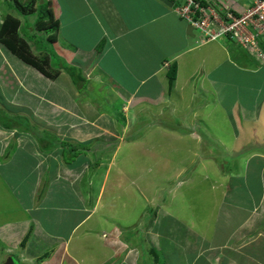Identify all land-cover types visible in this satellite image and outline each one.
Here are the masks:
<instances>
[{"label":"crops","instance_id":"0c3cea01","mask_svg":"<svg viewBox=\"0 0 264 264\" xmlns=\"http://www.w3.org/2000/svg\"><path fill=\"white\" fill-rule=\"evenodd\" d=\"M83 1L87 4V15L85 16H92L89 20L90 23L98 26L89 32L95 34L93 37V46L96 48L94 54L100 58L99 61L90 62L88 67L86 66L84 79L86 82L99 79L100 85L108 84L109 88L106 91L113 101H120V105L123 101L126 102L125 106L126 109L128 107L129 113H119L117 116H120V120L123 117L125 122L131 110L134 113H139L142 110L151 111L156 108L159 110L165 106L164 110L169 108L168 110L173 112L175 107L177 108L176 105H173V96H181L183 90H188L187 87L192 82L190 98H186L188 100H185L184 103L188 105L185 107L187 110L182 104V112L178 113L186 125L179 123L178 126L179 128L184 127L185 131H188L189 123H192L196 125V128H193L194 131L184 134L166 132L165 138L164 135L162 136L163 145H165L164 139L179 140L182 146H186L183 143L189 140L195 142L196 151H204L200 149V146L203 139L208 138H204L207 136L203 134L205 129L199 127L204 125L208 128L213 125V116L219 113L221 114L220 118H223L222 122L227 123L225 129L219 128V135L222 136L221 141H224L222 147L228 153L232 152L230 146H232L234 137L242 135L243 145L237 140L239 142L237 148L251 142L250 145L244 146V151H240L244 153L245 157L251 156L250 161L253 164L250 165V173L243 175L238 182L237 180L233 181L230 187L233 191L229 194L232 200L225 198L221 202V210L226 207L225 205H232L234 215L232 216L236 220L234 221L235 227L227 235H224L222 230L218 231V228L214 230V217L209 224L200 223L198 218L194 220V216L188 218V215L192 214L190 208L193 209V204L191 206V203L197 201L198 198L194 200L193 197L192 200L188 199L190 197L187 198L186 195L181 196L184 202L179 206H187L189 209L185 208L186 213H180L175 208L174 202L170 203L168 195H165L166 199L163 198L162 202L175 208L173 213L185 221L177 220L174 214L166 215L162 220H159L160 212L158 211L152 220L161 222L159 231L147 230L146 236H141L140 239L138 231L131 229V223L135 224L134 220L136 219V217H132L134 214L132 208L120 211L111 208L117 206L118 195L117 192L108 193L107 189L110 190L112 184H114L113 189L117 188V191L121 189L118 181L115 180L113 183V170L116 168H106L108 173L102 176V170L99 168L98 171L90 170L92 163L89 165L84 163L82 168L87 170H80L79 167H72L73 161H68L67 165L60 163L58 168H52L55 174L50 173L48 176V185L45 186L47 189L46 203L48 200L54 205L44 213V220H38L32 216L35 209L33 207L28 209V201L27 203L21 202V199L18 198L20 194L6 182L8 188L12 187V194L15 199H19V202H13L12 205L6 206L4 204L3 209H8L9 215L19 214V216L16 220H7L2 224V235L3 230L5 231L10 222L15 224L21 220L31 221L26 234L23 233L25 234L23 237H25L30 232L29 237H26L29 238L28 257L22 256V259L27 262H23L24 264L31 262V248H33L34 256L37 257L34 260L38 264H153L150 262L151 259L157 260L156 264H210L208 261L210 249L213 251L212 253H215L214 251L219 250L221 247L218 246L223 243L230 244L235 251L233 255L223 253V259L219 264H264V61L257 59L248 50L229 38L200 43L198 31L176 11V8L185 4V0ZM204 1L222 3L227 8L231 7L230 9L236 14H240L253 0ZM61 25L60 21V27ZM91 50L93 51L92 48L81 50L77 46L74 48V52H78V57L83 59V64L87 62V58L89 60ZM6 64L4 63L2 69L8 67ZM173 66L176 67V76L171 86L169 74ZM116 67L121 76L115 75ZM104 68L107 69L109 76L105 73ZM111 71L112 73H110ZM104 73L107 75L106 78H104ZM13 76L17 79L15 72H13ZM127 77L128 79H125ZM82 79L81 77L78 79L77 86L72 82V87L76 86L78 89L79 85L83 86ZM150 82L156 83V87L160 90L168 88V99H165V102H160L162 106L153 103L149 99L151 98L149 92L144 91V87ZM197 97L201 98L202 102L199 107H191L189 103ZM180 98L184 99V97ZM207 105H211L209 112L206 109ZM94 106L96 107L95 104H93V108ZM197 110L212 113V115L203 119ZM68 112L70 113V111ZM172 112L169 113L170 116H177V113ZM103 113L105 112H101L100 115ZM115 113L117 114V112ZM135 119L133 117V120ZM84 120L92 127L86 131L81 128L82 133H76L79 136H69L71 140L92 144L99 141L113 144L117 141L118 136L111 128L113 125L109 128L101 127L94 123V120ZM164 125L166 126L165 123ZM8 133L13 134L11 131ZM35 145L37 147V144ZM36 147L34 150L38 151L39 147ZM118 151L120 149L116 146L112 153L113 158L117 153H120ZM48 153V156H53L52 151ZM101 153L103 154V152ZM33 156L38 159L39 163H44L43 152L41 154L35 152ZM243 160L245 161V159ZM48 167L50 168V166ZM251 175L253 178L250 179ZM36 182L33 184L35 187L42 181L37 180ZM54 183L61 189H55ZM220 184H217V190L220 189ZM64 185H70V187L65 189ZM82 186H86V188H82ZM101 186H104V191L100 190ZM93 187L97 190L94 191L93 197H90L87 189H93ZM207 193H211L209 197L212 198V188ZM221 193H223L221 190L217 193L216 199L219 201H221ZM27 197L31 201L30 205H33L32 199L35 195L27 194ZM90 201L92 203H89ZM34 202L38 203L39 201ZM127 202L125 204L128 205ZM216 202L215 204H218ZM162 208L165 207L162 206ZM152 209L158 210V207L155 206ZM128 210L131 211L129 216ZM57 212L59 213L57 214ZM25 214H28L27 217ZM41 222L45 223L42 231L40 230ZM10 226L12 225L10 224ZM56 226L60 228L58 231L54 228ZM16 231L18 230L11 234L12 239L19 236L16 235ZM151 231L157 233V236L152 237ZM6 233L3 235V242L6 245L0 248V264L9 256L15 259L14 252L3 250L12 247L9 243L11 235ZM247 233L253 234L247 236ZM36 237L49 239L48 243L52 245L51 249L44 254L37 253L38 251L34 250L38 243ZM162 238L166 239V241L163 239V242L166 243L164 246L171 250L166 256L161 255ZM22 239L20 238V240ZM173 239H180V245L176 246ZM17 241L15 240V242ZM212 242L215 245H212ZM46 254L48 256L41 259ZM235 257L236 259H234Z\"/></svg>","mask_w":264,"mask_h":264},{"label":"rangeland","instance_id":"374dc122","mask_svg":"<svg viewBox=\"0 0 264 264\" xmlns=\"http://www.w3.org/2000/svg\"><path fill=\"white\" fill-rule=\"evenodd\" d=\"M23 2L28 3L29 0H23ZM48 3L54 16H52L53 19L50 18V20L44 22L43 26L48 28V31H46L41 30L43 26L40 28L39 25L34 23L42 15L43 1L36 0L32 12L27 15H19L11 0H0V21L9 13L12 15L17 13L22 23L20 35L26 41H29L33 53L37 56L49 55L50 66L54 70H60V74L55 80L47 78L32 66L13 56L0 44V248L6 245L3 242V235L7 231L9 233L6 234L11 235L15 230H18L16 235L18 234L19 236H15L12 239L13 236L11 235L9 243L12 247L3 250L14 252L15 260L19 264L27 263L22 259V256L24 258L28 257L30 248L28 246L29 238L27 239L26 237L30 232L25 237L23 236L26 234L25 232L28 230L27 227L31 221L29 223L25 222L26 220H21L15 224L10 222L9 226H6L5 231L3 230L2 235V224L7 220H16L19 216V214L15 216L9 215L8 209L5 208L4 210L3 205H12L13 202L18 203L19 199H21V202L27 203L28 201V209L31 207L35 209L34 214L32 213L31 215L38 220H44V213L49 207L52 208L54 205L48 200L46 203L45 194L47 189L45 186L48 185V176L50 173L55 174L52 168H58L60 163L67 165L69 160L73 161L72 167H79L80 170H87L82 168L84 163L88 165L92 163L90 170L98 171L99 168L102 170V176L107 175L108 169L106 168H116V170H113V183H115V180L118 181L121 189L118 191L117 188L113 189L114 184L111 185L110 190L107 189L108 193L117 192L118 195L117 206H112L111 208L119 211L132 208V212H134L132 217L134 216L136 219L132 218L135 224L131 223V229L138 231L140 239L141 236H146L147 230L159 231L161 222L155 219L152 220L158 211L160 212L158 214L159 220H162L166 215L174 214L177 220L184 222V219L178 218L176 213L173 212H175V208L180 213H186L185 208L189 209L187 206H179L184 202L181 196L185 195L187 198L190 197L188 199L194 197L195 200V198H198L197 201L191 203V206L193 204V209L190 208L192 214L188 215V218L194 216V220L198 218L200 223L209 224L214 217V230L218 228V231L222 230L223 234L227 235L235 227L236 223L234 221L236 220L233 217L232 205H225L226 207L221 210V202L225 198L230 199L229 194L233 191L230 188L232 182L235 180L238 182L243 175L250 173L249 168L253 164L250 161L251 156L245 157L243 156L244 153L240 151L243 150L244 146L250 145L251 142H247L246 145L237 148L239 142L243 145L242 135L231 138L233 140L232 146H230L232 152L228 153L222 147L224 141H221L222 136L219 135V128L225 129L227 123L225 121L222 122L223 118H220L221 114L219 113L213 116V125L208 126V128L204 125L199 127L205 129L203 134L207 136H204V138H208L203 139L200 146V149L204 151H196L195 142L189 140L183 143L186 146H182L179 140L164 139L165 145H163L162 136L164 135L165 138L166 132L184 134L190 133L194 131L193 128H196V125L192 123H189L191 130L187 127L188 131H185L184 127L179 128L178 126L179 123L186 125L179 114L182 112V104L184 108L188 106L184 103L185 100L190 98L192 82L187 87L188 90H183L181 96H173V105L177 106L173 112H175L174 114L177 113V116H170L169 113L172 111L170 112L169 108L164 110L165 106H163L159 110L158 108L151 111L142 110L139 113H134L131 110L125 122L123 117L120 120V116H117L119 113H129L128 107L126 109L125 106L127 105L126 102L123 101L120 105V101H113L106 91L109 88L108 84L100 85L99 79L88 82L84 79L86 66L90 62L100 60L99 56L94 54L96 48L93 46V37H95V34L89 32V30H95L98 26L90 23L89 20L92 16H85L87 15V4L83 0H69V2L68 0H48ZM57 19L61 21L62 25L58 28V31L52 32L50 26L59 24ZM75 46L81 50L93 49L89 60L87 58L85 64H83V59L78 57V52H74ZM4 63H7L6 65L8 66L6 69H2ZM49 69L51 70L50 67ZM104 71L108 75L106 68H104ZM117 71L118 68L116 67L114 73ZM13 72H15L17 79L13 76ZM105 73L104 78L107 76ZM115 75L121 76L119 72ZM80 77L83 78L84 82L82 81L83 86L79 85L77 89L76 86ZM125 79H128V77ZM72 82L73 85L76 84L75 87H72ZM155 84L153 82L148 83L144 87V91L149 92L151 97L149 99L153 103L155 102L162 106L160 102H165V99H168V88L160 90ZM180 97H184V99ZM179 101L181 102L178 103ZM201 102V98L197 97L196 99L193 98L189 105L191 107H199ZM93 104L96 107L94 106L93 108ZM206 109L209 112L211 105H207ZM197 111L203 119L208 117V115H212V113L201 110ZM101 112L105 113L100 115ZM136 115L138 116L136 117ZM133 117L136 118V121L133 120ZM84 119L94 120V123L101 127L109 128L113 125L111 128L118 136L116 141L118 143L110 144L109 142L99 141L92 144L68 139L71 135L79 136L76 133H82L81 128L86 131L92 127ZM5 124L12 125V128L6 129ZM237 126L239 127V125ZM8 131L13 134L8 133ZM46 134H48V137H45ZM50 136H55L56 138L58 136V140H68L70 144L53 150L50 145L54 143V137L50 139ZM35 144H37V147H39V144L45 145L44 148L47 147V153L52 151L53 156H48L46 152H43L44 163H39L38 159L32 158L35 152L42 153L41 150H34ZM116 146L119 147L120 151L118 152L120 153H117L115 158H113L112 153ZM70 155L72 156L70 157ZM251 177L253 178L252 175L249 176L250 179ZM37 180L42 182L35 187L33 184L37 183ZM6 182L20 194L19 199H15L11 191L12 187L8 188ZM86 182L88 183V180ZM87 183L85 184L87 185ZM219 183H221L219 190L223 192L220 196L221 201L216 199L219 191L217 190V184ZM69 187L70 185H64L65 189ZM83 187L86 188V186ZM54 188L61 189L55 183ZM211 188L212 198L209 197L211 193H207ZM37 190L38 193H36ZM95 190L97 189L94 187L93 189H87L89 195H91L90 197H93ZM100 190L104 191V186H101ZM27 194H30V196L35 195L32 199L33 205H30L31 201L28 200ZM165 195H168L170 203L174 202L175 208L167 205L168 203L166 202H162L163 198L166 199ZM34 201L39 202L35 203ZM125 202L129 204L127 205ZM215 202L218 204H215ZM89 203L92 202L90 201ZM155 206L158 207V210L152 209ZM162 206L165 208L163 209ZM230 207L231 209H229ZM130 212H128V216ZM167 212L169 213L167 214ZM27 215L25 214V217ZM218 215L220 216L218 217ZM40 224L42 226L40 230L42 231L45 223L41 222ZM188 227L193 230L191 226L188 225ZM32 228L33 225L31 226ZM54 228L57 231L60 229L57 226ZM151 233L152 237L157 236V233L152 231ZM249 234L253 233H247V236ZM20 238L23 239L20 240ZM14 239L18 241L15 242ZM36 239L38 243L34 250L38 251L37 253L44 254L51 249L52 245L48 243L49 239L45 240L39 237H36ZM163 239L166 241L165 238L161 240L163 247L161 255L164 254L166 256L171 250L164 246L166 243L163 242ZM145 240L147 241L146 237ZM173 240L176 246L180 245V239ZM212 245H215L214 242H212ZM218 247L221 248L214 251L215 253H212L211 249L208 253L210 264H219L223 259V253L234 254L235 249H232L228 243H223V245ZM36 258L33 248H31V262L28 263L38 264L34 260ZM150 262L153 264L158 263L157 260L154 261L153 259Z\"/></svg>","mask_w":264,"mask_h":264},{"label":"built area","instance_id":"2783aa9c","mask_svg":"<svg viewBox=\"0 0 264 264\" xmlns=\"http://www.w3.org/2000/svg\"><path fill=\"white\" fill-rule=\"evenodd\" d=\"M200 34L203 43L229 38L264 61V0H253L236 14L222 3L185 0L176 9Z\"/></svg>","mask_w":264,"mask_h":264},{"label":"trees","instance_id":"16d2710c","mask_svg":"<svg viewBox=\"0 0 264 264\" xmlns=\"http://www.w3.org/2000/svg\"><path fill=\"white\" fill-rule=\"evenodd\" d=\"M8 1V0H7ZM13 3V7L16 8L18 11L19 15H27L30 12H32V8L35 4L36 0H29L28 3L23 2V0H11ZM43 1V6L41 8V16L35 20V25H39L40 28L44 25V22L47 20H50L52 16H54L53 11L49 8V3L48 0H40ZM204 4H207L206 1L202 0ZM10 4V2H9ZM11 5V4H10ZM53 14V15H52ZM20 16L15 13L14 15L12 14H7L4 16L3 20L1 19L0 21V44L5 47L9 53H11L13 56L17 57L27 65L32 66L35 68L38 72H40L42 75H44L47 78H50L52 80H55L59 74L60 70H54L50 66V57L49 55H40L37 56L36 54L33 53L31 46L29 44V41H26L24 37L20 35V28H21V20ZM53 19V18H52ZM57 25H52L50 26L51 31H58V28L60 27V21L57 19ZM41 30H46L48 31V28L43 26ZM102 47V45H101ZM100 47V48H101ZM99 48V50H100ZM51 68V70L49 69ZM170 84L172 86L173 80L175 79L176 76V67L173 66L170 72ZM5 128H12V125L5 124ZM45 137H48V134H46ZM54 137V138H53ZM60 137V136H59ZM53 138L54 143L50 145V148L53 150H57L60 147H65L66 145H69L70 142L67 140H58L55 136H50V139ZM68 138V137H67ZM70 139V138H68ZM71 140V139H70ZM39 148L38 150H41L42 152H46L47 147L45 145H38ZM34 155V154H33ZM72 155H70L71 157ZM32 158H35L32 156ZM71 161V160H69ZM24 244V243H23ZM48 255L46 254L43 256L41 259L46 258Z\"/></svg>","mask_w":264,"mask_h":264},{"label":"water","instance_id":"95a60500","mask_svg":"<svg viewBox=\"0 0 264 264\" xmlns=\"http://www.w3.org/2000/svg\"><path fill=\"white\" fill-rule=\"evenodd\" d=\"M1 264H19L12 256H9L4 262Z\"/></svg>","mask_w":264,"mask_h":264},{"label":"clouds","instance_id":"9594fccd","mask_svg":"<svg viewBox=\"0 0 264 264\" xmlns=\"http://www.w3.org/2000/svg\"><path fill=\"white\" fill-rule=\"evenodd\" d=\"M176 9H177V8H176ZM199 36H200V34H199ZM199 42H200V43H203V42L201 41V36H200V40H199ZM208 43H209V42H208Z\"/></svg>","mask_w":264,"mask_h":264},{"label":"bare ground","instance_id":"6f19581e","mask_svg":"<svg viewBox=\"0 0 264 264\" xmlns=\"http://www.w3.org/2000/svg\"><path fill=\"white\" fill-rule=\"evenodd\" d=\"M211 2V1H210ZM250 3H251V1H250ZM231 8V7H230ZM189 23V22H188ZM222 42V41H221Z\"/></svg>","mask_w":264,"mask_h":264}]
</instances>
